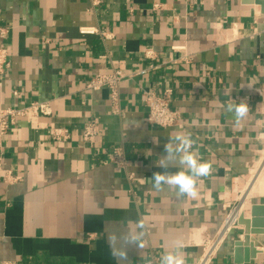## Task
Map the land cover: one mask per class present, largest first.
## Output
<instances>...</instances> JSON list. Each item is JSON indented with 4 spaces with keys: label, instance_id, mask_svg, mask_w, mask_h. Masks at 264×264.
<instances>
[{
    "label": "crops",
    "instance_id": "crops-1",
    "mask_svg": "<svg viewBox=\"0 0 264 264\" xmlns=\"http://www.w3.org/2000/svg\"><path fill=\"white\" fill-rule=\"evenodd\" d=\"M97 1L0 0L10 62L0 108L40 101L50 109L18 117L0 139V264H144L166 252L191 263L240 201L245 216L247 203H264V193L242 195L264 156V8L256 0ZM115 69L125 75L116 101L107 87L87 88ZM166 88L180 120L159 127L147 122L143 94ZM242 100L249 111L238 125L225 107ZM90 118L99 126L93 147L82 139ZM56 128L69 137L54 139ZM177 133L190 134L212 166L195 199L149 181L180 170L158 167ZM115 146L133 180L109 162ZM6 171L19 179L5 182ZM242 236L236 223L210 264H264V233L241 243L247 262H234Z\"/></svg>",
    "mask_w": 264,
    "mask_h": 264
},
{
    "label": "built area",
    "instance_id": "built-area-1",
    "mask_svg": "<svg viewBox=\"0 0 264 264\" xmlns=\"http://www.w3.org/2000/svg\"><path fill=\"white\" fill-rule=\"evenodd\" d=\"M97 0H93V3H97ZM154 9H159L160 5L153 4ZM82 33H94L99 32L104 38H108L109 35L103 31L97 29H84L81 28ZM7 28L0 27V74L9 66V55L7 49L2 45V41L6 38ZM144 72V70L142 71ZM124 74L119 70L115 69L111 73L106 74H96L87 83V88L90 90H97L101 87H107L110 91V96L113 101L118 98V86L121 80L124 78ZM17 95V92H14ZM171 96L172 91L170 88L164 89L162 92L157 93L151 90H147L143 94V103L146 107V119L152 125L159 127H171L178 124L180 120L179 113L171 107ZM50 109L46 102L31 101L28 104L21 107L7 106L0 108V139L12 127L18 117L25 115L37 116L40 114H49ZM99 132L98 121L95 118H90L86 121L82 129V139L83 142L88 146L93 147ZM54 139H67L69 137V132L65 128H56L52 131ZM109 162L115 165L118 169L124 170L126 172L127 178L129 180L134 179V173L128 170L130 165L129 159L126 157L124 149L122 146H115L111 149L109 154ZM19 179L18 176L12 175L10 171H6L4 174L5 182H14ZM237 206L233 207L235 209ZM231 209L220 227V229L212 236L206 240L202 245V252L199 258L191 263L186 264H210L213 257L217 253L218 249L222 245L224 239L226 238L228 232L237 223V219L234 220L228 227L227 220L232 212ZM1 264H15L12 262H2ZM144 264H161L159 257L155 255H150L148 260Z\"/></svg>",
    "mask_w": 264,
    "mask_h": 264
},
{
    "label": "clouds",
    "instance_id": "clouds-1",
    "mask_svg": "<svg viewBox=\"0 0 264 264\" xmlns=\"http://www.w3.org/2000/svg\"><path fill=\"white\" fill-rule=\"evenodd\" d=\"M227 113H231L236 123L242 124L248 114L249 107L245 101L240 103H228L225 107ZM195 141L190 134L177 133L170 137L164 145L165 153L158 164L161 169L179 165L180 170L174 173L168 171L154 172L149 181L156 191H164L165 186L169 191H175L177 196H188L193 199L199 195L197 182L201 177L211 174L210 162L202 161L198 151L193 150ZM175 145V146H174ZM161 264H185L184 257L172 252H166L161 257Z\"/></svg>",
    "mask_w": 264,
    "mask_h": 264
},
{
    "label": "water",
    "instance_id": "water-1",
    "mask_svg": "<svg viewBox=\"0 0 264 264\" xmlns=\"http://www.w3.org/2000/svg\"><path fill=\"white\" fill-rule=\"evenodd\" d=\"M257 4L264 8V0H256ZM246 210L249 211V215L245 216L242 212L237 218V223L241 224L243 228V238L242 240L235 241L234 247V262L241 263L243 260L248 261L249 257H245L244 259L240 255V245L244 241L245 243L250 239V234L256 235L259 233H264V203H247Z\"/></svg>",
    "mask_w": 264,
    "mask_h": 264
},
{
    "label": "bare ground",
    "instance_id": "bare-ground-1",
    "mask_svg": "<svg viewBox=\"0 0 264 264\" xmlns=\"http://www.w3.org/2000/svg\"><path fill=\"white\" fill-rule=\"evenodd\" d=\"M260 164L256 165L255 168L252 171V175L249 179V182L247 184V187L245 188L244 192L245 195L247 194H252V193H264V156L262 160L259 162ZM241 195V196H242ZM243 200L239 202V205H236L237 207L232 211L230 217L227 220V225L228 227L234 220H236V215L239 214V211L242 207Z\"/></svg>",
    "mask_w": 264,
    "mask_h": 264
},
{
    "label": "rangeland",
    "instance_id": "rangeland-1",
    "mask_svg": "<svg viewBox=\"0 0 264 264\" xmlns=\"http://www.w3.org/2000/svg\"><path fill=\"white\" fill-rule=\"evenodd\" d=\"M240 212H241V209H240V211H239V214H240Z\"/></svg>",
    "mask_w": 264,
    "mask_h": 264
}]
</instances>
